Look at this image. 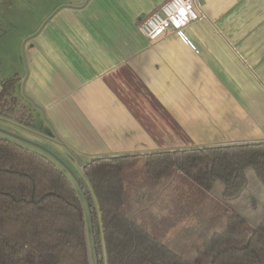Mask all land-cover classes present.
<instances>
[{
    "label": "crops",
    "instance_id": "0c3cea01",
    "mask_svg": "<svg viewBox=\"0 0 264 264\" xmlns=\"http://www.w3.org/2000/svg\"><path fill=\"white\" fill-rule=\"evenodd\" d=\"M166 1L0 0V92L16 78L17 98L0 134L43 155L59 146L79 168L179 150L178 171L221 195L237 147L264 141V0H197L186 40L152 41L138 24ZM178 171L164 177L180 192Z\"/></svg>",
    "mask_w": 264,
    "mask_h": 264
},
{
    "label": "trees",
    "instance_id": "16d2710c",
    "mask_svg": "<svg viewBox=\"0 0 264 264\" xmlns=\"http://www.w3.org/2000/svg\"><path fill=\"white\" fill-rule=\"evenodd\" d=\"M15 83L16 78L3 83L0 108L17 103ZM132 158H140L134 164L147 171L130 178L125 169ZM183 162L177 150L102 156L84 165L87 181L78 178V185L88 204L98 264H264V219L245 231V219L227 212L226 229L203 242L195 262L154 234L152 228L171 227L175 219L151 217L147 208L155 201L148 184ZM249 169L264 182V141L237 147L218 175L224 197L246 188ZM81 197L49 157L0 134V264H90Z\"/></svg>",
    "mask_w": 264,
    "mask_h": 264
},
{
    "label": "rangeland",
    "instance_id": "374dc122",
    "mask_svg": "<svg viewBox=\"0 0 264 264\" xmlns=\"http://www.w3.org/2000/svg\"><path fill=\"white\" fill-rule=\"evenodd\" d=\"M3 135L17 143L22 142L9 135ZM17 135L19 134L17 133ZM19 136L24 137L22 135ZM42 144L46 147L43 152L70 177L82 196V203L85 209V231L89 261L90 264H98L88 204L83 196V189L78 185V178H83L87 181L83 172L86 163L79 168L77 161L79 157L77 155L69 154L70 160H68L59 150V146L54 147V145L47 143ZM134 166H137L138 169L134 168ZM145 171H147V167L143 164L136 165L133 163L132 166L126 167L125 175L131 178L144 174ZM174 172L172 171L171 175ZM178 173L182 175L177 179V184L182 189L180 192L175 190V183L171 189L168 188L166 183L168 178L166 179L165 177L149 182L148 186L151 189V194L154 195L153 202H155L153 205H149L147 211L155 221L164 219L167 215H170V219L172 217L175 219L171 227H154L152 230L154 234L166 242L175 252L189 258L192 262H195V259L199 257V251L203 249V242L207 238L216 232L226 229L227 212H235L245 219V231H251L252 228L257 227L264 219V182L252 169L247 171L248 184L246 188L237 197L232 199H227L222 194H212L211 191L210 194L205 188L193 185L192 180L185 173L181 171H178ZM212 192L218 193L216 189H213ZM199 216L203 217L200 224L198 223ZM203 264L208 263L204 262Z\"/></svg>",
    "mask_w": 264,
    "mask_h": 264
},
{
    "label": "built area",
    "instance_id": "2783aa9c",
    "mask_svg": "<svg viewBox=\"0 0 264 264\" xmlns=\"http://www.w3.org/2000/svg\"><path fill=\"white\" fill-rule=\"evenodd\" d=\"M197 0H167L138 24L140 32L148 39L158 40L168 29L175 30L185 40L184 27L202 19ZM187 43L190 41H186ZM188 43V44H189Z\"/></svg>",
    "mask_w": 264,
    "mask_h": 264
}]
</instances>
